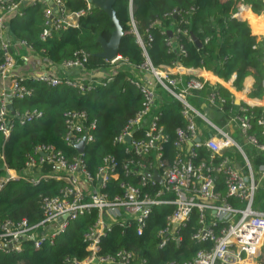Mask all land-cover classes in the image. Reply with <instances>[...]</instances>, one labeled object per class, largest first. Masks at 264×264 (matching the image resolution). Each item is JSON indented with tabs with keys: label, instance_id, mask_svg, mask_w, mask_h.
I'll return each mask as SVG.
<instances>
[{
	"label": "built area",
	"instance_id": "obj_1",
	"mask_svg": "<svg viewBox=\"0 0 264 264\" xmlns=\"http://www.w3.org/2000/svg\"><path fill=\"white\" fill-rule=\"evenodd\" d=\"M50 1L55 4L56 12L49 5ZM64 1L0 0V80L5 82L0 90V134L4 144L14 128L11 121L14 113L9 110V104H12L13 99L31 95V90L21 83L22 79L34 78L49 87L67 85L80 92L91 90L97 83L98 78L90 75L87 84H83L77 77L57 76L47 71L29 75L17 73V48L34 49L25 41L12 40L7 33L9 18L21 15L24 6L35 3L46 5L45 27L41 33V38L45 39L51 29L77 27L78 18L84 12L68 11ZM261 2L260 16L264 22V0ZM90 5L88 3V7ZM132 9L130 1V16ZM247 10L248 6L241 4L234 16L245 20L244 13ZM172 13L175 18L179 16L180 21H184L182 13L186 12L176 10ZM130 25L144 61L129 66L127 59L119 54L111 60L104 59L113 70L123 65L129 66L133 75L129 81L139 90L142 99L140 109L127 120L114 140L117 144L125 145L124 151L129 154L122 166L125 179L118 183L120 193L110 196L105 191L110 180L118 178V165L113 156L104 158V165L99 168L95 178L89 174L82 159L86 146L93 141L92 131L96 128V122H88L84 111L68 110L64 113L66 132L63 140L66 145L76 149L77 156L69 159L54 146L40 144L26 155L22 173L9 169L5 163L2 166L5 170L0 178V189L8 181L18 179H24L34 186L47 180L61 181L63 184L58 195L42 198V218L37 223L0 220V252L20 253L23 243L27 241L35 249L45 243L52 244L72 221L95 210L97 218L84 238L86 256L83 259L65 258L62 264H146L145 258H139L134 251L126 248L115 254L101 253L100 243L111 232L113 225L123 229L122 234L132 232L142 237L153 209L164 206L171 211L164 224L155 231L156 248L162 250L169 243L180 244L183 240L182 231L187 228L190 229L189 239L198 246L190 259L169 260L164 264H264V209L255 203L260 184L264 182V142H260L257 133L252 132V124L247 121L248 115L235 123L228 117L225 125L231 123L238 133L246 135L244 138L252 149L250 154L228 131L199 112L189 97L197 96V92L206 84L205 79L189 76L187 80H182L181 77L172 76L170 69L181 65L179 63L154 67L132 18ZM176 32H180V29L177 28ZM169 38L168 44H171L172 36ZM188 39L193 41L191 34ZM179 50L185 52L181 45ZM87 60L88 54L78 50L71 60L58 66L69 74L74 70L82 73ZM99 77L100 82L104 78L105 83L111 81V74L104 73ZM101 83L105 85L103 81ZM165 93L182 105L181 114L187 122L185 128L175 131L176 137L172 142L175 151L170 161L163 155L164 145L169 142V138L159 124L160 114L157 112V101ZM207 100L222 112V106L217 102L222 103L224 99L216 89L208 93ZM15 116L19 124H24L26 120L39 118L41 113L33 110ZM196 117H201L214 130V136L194 142L196 137H200L195 124ZM259 118L260 136H264V107ZM82 140L84 150L79 152L76 145ZM201 148L209 153L207 161L198 159ZM235 153L239 155L240 163L235 161ZM251 155L255 157L252 162L249 158ZM45 165H51V169L44 171ZM156 174L159 181L154 179ZM94 180L97 184L93 183Z\"/></svg>",
	"mask_w": 264,
	"mask_h": 264
},
{
	"label": "trees",
	"instance_id": "obj_2",
	"mask_svg": "<svg viewBox=\"0 0 264 264\" xmlns=\"http://www.w3.org/2000/svg\"><path fill=\"white\" fill-rule=\"evenodd\" d=\"M130 1L133 5L131 16L128 11ZM241 4L247 5L251 14L261 15V0H116L113 8L123 30L119 55L127 59L129 66L144 61L130 25L132 18L154 67L179 63L185 68L210 70L224 81L235 72V86L238 90L243 79L250 75L254 79L255 89L250 96L260 97L264 95V36L260 38L253 33L247 20L234 16ZM64 5L70 12H84L78 18L77 27L51 29L50 35L42 39L46 5L35 3L24 6L21 15L9 18V36L14 42L25 41L38 56L53 65H61L71 60L74 52L83 50L88 54L85 70L79 74L70 73L69 76L77 77L83 84H87L89 73L96 70L111 74V81L105 83V78L102 79L104 85L97 79L91 90L80 92L67 85L49 87L34 78L22 79L21 83L31 90V95L12 100L13 131L5 144L0 134V178L4 175V163L9 169L22 173L26 155L40 144L54 146L69 159L77 156L76 149L66 145L63 140L66 132L64 113L68 110H81L86 113L88 122H96V128L92 131L93 141L86 146L82 158L89 174L95 178L107 156H113L117 162L118 178L111 179L105 189L112 196L120 193L118 183L125 179L122 166L129 157L124 151L125 145L117 144L114 140L127 120L140 109L141 94L129 81L133 75L128 65L111 70L109 63L96 55L101 51L97 38L101 36L107 40L113 30L107 14L92 5L88 7L86 0H65ZM176 10L186 12L182 13L184 21L181 22L179 16H173L172 12ZM244 15L251 17V27L255 32L264 30V25H258L257 17L247 12ZM177 28L180 32H176ZM168 30L172 32L171 44H168ZM189 34L196 36L201 47L188 39ZM180 45L184 53L180 52ZM210 90V86L205 84L200 93L205 96ZM181 108L182 105L167 93L157 101L159 124L169 138L163 149V155L168 161L175 151L172 142L176 137V129L187 125ZM33 110L40 112L41 116L19 124L15 114ZM252 132L257 133L260 142H264L259 128H252ZM198 153V159H209L206 149L201 148ZM49 169L51 165L44 166V171ZM93 183L97 184L95 180ZM62 184L61 181L47 180L34 186L24 179L8 181L0 189V220L37 223L42 218V198L58 195ZM259 193L261 201L258 205L264 209V184ZM170 211V208L164 206L155 207L142 237L132 232L122 234L123 229L113 225L111 232L101 240V253L115 254L126 248L134 251L139 258H145L146 264L190 259L198 246L189 239L188 228L182 231L183 240L180 244L169 243L162 250L156 248L155 231L164 224ZM96 218L95 210L79 216L52 244L45 243L39 249L27 241L23 243L20 253L0 252V264H62L65 258L83 259L87 254L85 233L94 225Z\"/></svg>",
	"mask_w": 264,
	"mask_h": 264
},
{
	"label": "crops",
	"instance_id": "obj_3",
	"mask_svg": "<svg viewBox=\"0 0 264 264\" xmlns=\"http://www.w3.org/2000/svg\"><path fill=\"white\" fill-rule=\"evenodd\" d=\"M247 13L250 16H256L251 14L249 10H247ZM246 19L247 21H251V17L249 16H246L245 20ZM251 23L252 22H248L252 32L254 33L255 31L252 29ZM262 24H264V22H262ZM258 32L259 31H257V33ZM17 54L16 69L17 73L21 75H29L41 71H47L57 76L69 75V72L64 71L58 65L51 64L48 60L38 56L34 51H29L23 47H18ZM109 69L113 70L112 67ZM104 73L105 72H102L100 74L98 71L93 70L89 73V75L99 79V76H102ZM170 73L172 76L181 77L182 80H184L186 77L189 78V76H197L200 79H205L206 84H208L211 88L209 93L216 89L217 93L224 99V102L222 103L219 101L217 102L218 105L222 106V112H219V109L207 100L208 94L204 96L200 93L204 88L197 92V96H190L189 100L191 104L203 115L208 114L209 117L205 115L208 119L210 117L215 118L217 123L210 119L209 120L218 127H223L224 130L227 128L228 130L226 131L234 135L238 133L237 130H235V126L231 123L229 125H225L228 117L232 123H235L236 121L239 122L242 118H246V115H248L247 121H250L252 128H260L258 120L260 119L259 117L262 113V107H264V95L260 97L250 96L255 90L253 87L254 79L252 76H246L241 82V88L238 90L235 86V81L237 79V74L235 72L232 73L230 78L226 81H224L222 78H219L210 70H206L204 68L193 69L185 68L182 65H177L175 68L170 69ZM4 83V81L0 80V90ZM262 85H264V83H262ZM198 129L199 136L202 140L207 137L214 136V130L204 120L203 124L201 123ZM239 135L241 134L239 133ZM235 161L240 163V157L239 160L236 158Z\"/></svg>",
	"mask_w": 264,
	"mask_h": 264
},
{
	"label": "water",
	"instance_id": "obj_4",
	"mask_svg": "<svg viewBox=\"0 0 264 264\" xmlns=\"http://www.w3.org/2000/svg\"><path fill=\"white\" fill-rule=\"evenodd\" d=\"M86 1L89 4H91L94 8H98V9L104 11L107 14V16L109 17V19L111 20L112 24H113V30L111 32L110 37L107 40L104 39L101 36H99L97 38V42L100 44L101 51L96 54L99 58L106 59V60H111V59L115 58L119 54L121 38L123 36L122 26L118 22V19L116 18L115 11H114V8H113V5H114L116 0H86ZM49 5L56 12L55 4L52 1L49 2ZM173 16L175 17V15H173ZM7 33L9 35V26L7 28ZM167 35L169 37H171L172 36V32L170 30H168ZM191 38H192L194 44L197 47H201V43L196 38V36L191 34ZM71 73L72 74H79L80 72L77 71V70H74V71H71ZM8 108L11 111V113H14L12 104H9ZM126 140L129 141V138L126 137ZM200 140H201L200 137H196L194 139V142H199ZM76 148H77V150L79 152H83V150H84V140H82L80 143H78L76 145ZM2 169L5 170L4 167H2ZM5 176L8 177V173L6 171H5ZM154 179H156L157 181L160 180V178H159V176L157 174L154 176Z\"/></svg>",
	"mask_w": 264,
	"mask_h": 264
},
{
	"label": "rangeland",
	"instance_id": "obj_5",
	"mask_svg": "<svg viewBox=\"0 0 264 264\" xmlns=\"http://www.w3.org/2000/svg\"><path fill=\"white\" fill-rule=\"evenodd\" d=\"M255 17H257V20L259 21L258 22V25L260 26V24H262V22H261V16L260 15H256ZM248 22H251L250 20H248ZM260 23V24H259ZM262 25H264V24H262ZM254 26H256V27H258L257 26V24H255ZM258 29H261L260 27H258ZM255 34H257V35H259L260 36V38H262V36H264V30H260L258 33L257 32H254ZM201 111H203L202 109H200ZM204 113V112H203ZM205 114V113H204ZM207 117H209L208 116V114H205ZM210 120H212L213 122H215V123H217V120L215 119V118H212V117H210L209 118ZM200 120V121H199ZM201 123L203 124V120H202V118L201 117H199V118H196L195 119V124L199 127L200 125H201ZM225 130H228L227 128H225ZM252 133V132H251ZM253 134V133H252ZM232 135V134H231ZM233 136V138L242 146V148H243V150L246 152V153H248V154H250L251 153V151H252V149H251V146L246 142V140H245V138H246V135H239V133H236V134H234V135H232ZM245 137V138H244ZM232 152L234 151V149H232L231 150ZM237 156V158H238V160H239V157H238V155H236ZM243 157V156H242ZM250 160H251V162L252 161H254L255 160V157H254V155H251L250 157ZM262 184H264V182H262L261 184H260V188H261V185ZM260 190V189H259ZM261 193V192H260ZM260 193L258 192L257 193V198H256V202L255 203H257V204H259L260 203Z\"/></svg>",
	"mask_w": 264,
	"mask_h": 264
},
{
	"label": "bare ground",
	"instance_id": "obj_6",
	"mask_svg": "<svg viewBox=\"0 0 264 264\" xmlns=\"http://www.w3.org/2000/svg\"><path fill=\"white\" fill-rule=\"evenodd\" d=\"M245 13H246V12H245ZM245 13H244V14H245Z\"/></svg>",
	"mask_w": 264,
	"mask_h": 264
}]
</instances>
